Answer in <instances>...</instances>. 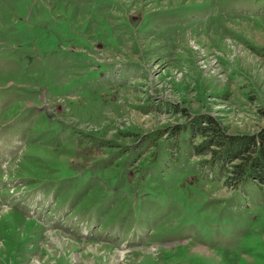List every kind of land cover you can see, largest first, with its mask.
Returning a JSON list of instances; mask_svg holds the SVG:
<instances>
[{"label":"rangeland","instance_id":"rangeland-1","mask_svg":"<svg viewBox=\"0 0 264 264\" xmlns=\"http://www.w3.org/2000/svg\"><path fill=\"white\" fill-rule=\"evenodd\" d=\"M201 114L264 127V0H0V264H264Z\"/></svg>","mask_w":264,"mask_h":264},{"label":"trees","instance_id":"trees-1","mask_svg":"<svg viewBox=\"0 0 264 264\" xmlns=\"http://www.w3.org/2000/svg\"><path fill=\"white\" fill-rule=\"evenodd\" d=\"M191 126L202 137L201 148L222 161L227 184L245 178L264 184V127L254 132H229L210 114H201Z\"/></svg>","mask_w":264,"mask_h":264}]
</instances>
